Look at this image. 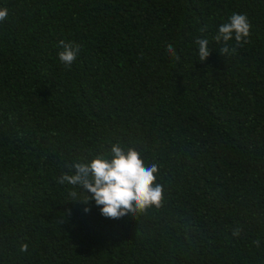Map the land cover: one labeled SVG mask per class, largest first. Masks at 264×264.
<instances>
[{
  "label": "trees",
  "instance_id": "trees-1",
  "mask_svg": "<svg viewBox=\"0 0 264 264\" xmlns=\"http://www.w3.org/2000/svg\"><path fill=\"white\" fill-rule=\"evenodd\" d=\"M0 7V264H264V0ZM233 13L251 35L224 56L213 37ZM61 39L81 45L70 68ZM113 142L159 165L160 208L111 219L68 200L65 163Z\"/></svg>",
  "mask_w": 264,
  "mask_h": 264
},
{
  "label": "clouds",
  "instance_id": "clouds-1",
  "mask_svg": "<svg viewBox=\"0 0 264 264\" xmlns=\"http://www.w3.org/2000/svg\"><path fill=\"white\" fill-rule=\"evenodd\" d=\"M7 18L8 9L0 7V23ZM251 28L246 14L233 13L228 22L219 26L213 37L216 43L223 44L219 53L224 56L235 53V46L229 47L228 42L234 38L240 46L247 43ZM200 31L204 32L205 29ZM195 44L198 45L199 60L205 61L211 51L209 40L198 37ZM58 46L61 49L58 53L60 62L70 68L80 53L81 45L61 39ZM166 51L176 61L181 59L172 44L167 45ZM110 151V157L97 154L90 160L78 159L65 163L69 171L63 172L57 178V183L72 186L68 200L85 204L94 200L100 206L101 214L111 219H119L129 214L135 216L150 208H160L165 199V187L156 182L159 165H146L140 151L132 146L122 147L119 142L111 143ZM89 210L87 207L84 209L85 212ZM240 231L237 227L233 230V235L238 236ZM253 243L258 247L259 238ZM28 248V243H23L19 251L27 252Z\"/></svg>",
  "mask_w": 264,
  "mask_h": 264
}]
</instances>
